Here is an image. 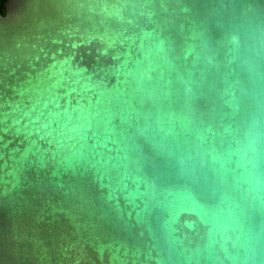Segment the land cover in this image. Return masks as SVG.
<instances>
[{"label": "water", "instance_id": "95a60500", "mask_svg": "<svg viewBox=\"0 0 264 264\" xmlns=\"http://www.w3.org/2000/svg\"><path fill=\"white\" fill-rule=\"evenodd\" d=\"M0 264H264V0H6Z\"/></svg>", "mask_w": 264, "mask_h": 264}, {"label": "flooded vegetation", "instance_id": "af4514ba", "mask_svg": "<svg viewBox=\"0 0 264 264\" xmlns=\"http://www.w3.org/2000/svg\"><path fill=\"white\" fill-rule=\"evenodd\" d=\"M6 4V0H0V11L2 14H5L4 6Z\"/></svg>", "mask_w": 264, "mask_h": 264}]
</instances>
